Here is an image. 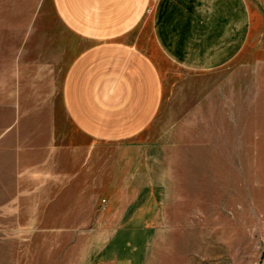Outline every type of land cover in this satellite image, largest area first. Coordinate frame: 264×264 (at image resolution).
Segmentation results:
<instances>
[{
    "label": "rangeland",
    "instance_id": "1",
    "mask_svg": "<svg viewBox=\"0 0 264 264\" xmlns=\"http://www.w3.org/2000/svg\"><path fill=\"white\" fill-rule=\"evenodd\" d=\"M249 2L245 46L200 72L155 54L146 7L134 33L157 55L158 103L130 128L72 120L61 92L87 40L51 0H0V264H264V9Z\"/></svg>",
    "mask_w": 264,
    "mask_h": 264
},
{
    "label": "crops",
    "instance_id": "2",
    "mask_svg": "<svg viewBox=\"0 0 264 264\" xmlns=\"http://www.w3.org/2000/svg\"><path fill=\"white\" fill-rule=\"evenodd\" d=\"M51 1L63 26L87 40L69 65L61 92L72 120L128 123L130 128L142 123L158 103L157 55L147 51L134 33L147 6L155 54L198 72L220 67L236 56L255 18L249 0ZM262 5L264 9V0ZM43 104L34 110L57 109L55 102L52 107ZM111 114L120 117L111 121Z\"/></svg>",
    "mask_w": 264,
    "mask_h": 264
}]
</instances>
